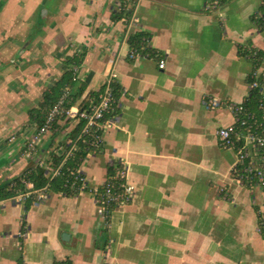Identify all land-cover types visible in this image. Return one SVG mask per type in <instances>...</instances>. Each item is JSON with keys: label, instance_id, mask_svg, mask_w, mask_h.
<instances>
[{"label": "crops", "instance_id": "crops-1", "mask_svg": "<svg viewBox=\"0 0 264 264\" xmlns=\"http://www.w3.org/2000/svg\"><path fill=\"white\" fill-rule=\"evenodd\" d=\"M121 1L0 0V111L23 107L37 86L42 97L65 71L48 68L41 76L26 69L36 60V39L29 38L35 30L45 29L40 42L49 51L75 44V55L83 54L76 76V87L86 84L83 98L111 78L123 89L101 151L81 166L87 188H101L114 162L134 188L107 229L90 193L50 192L26 213L18 200L0 201V264H264V190L233 178L235 152L216 135L235 123L225 104H242L250 93L253 65L240 48L264 54V0H228L218 8L208 0H138L129 22H112ZM136 32L149 34L163 70L157 60L129 58L127 41ZM204 99L222 106L206 108ZM2 116L0 186L24 171L23 147L36 133L32 122ZM76 124L56 139L57 154ZM48 147L42 138L38 157L49 160Z\"/></svg>", "mask_w": 264, "mask_h": 264}, {"label": "trees", "instance_id": "trees-1", "mask_svg": "<svg viewBox=\"0 0 264 264\" xmlns=\"http://www.w3.org/2000/svg\"><path fill=\"white\" fill-rule=\"evenodd\" d=\"M217 5L216 8L225 5L228 0H214ZM138 0H122L119 9L111 14L112 22H129L132 19L135 5ZM259 31H264V15L258 19ZM129 58L133 60L137 56L146 57L160 61L158 52L153 50L149 45V34L145 32H136L129 37ZM240 55L247 58L253 65L251 73L246 78V83L249 86L258 84V88L250 89L249 96L242 102L244 110L247 114V125L249 128L260 132V126L264 124V102L260 93L262 83L264 81L263 73L258 76V70L261 68L264 54L258 50L249 49L245 50L240 48ZM83 59V54L80 56L72 55L65 59L67 67L55 83L48 87L42 94L36 108L27 112V117L32 122L36 131L44 126H48V133L50 134L49 141V160L52 171L58 170L57 175H52L53 172L47 174V171L39 167L33 161H30L24 171L15 179L5 185L0 186V201L13 200L17 196L28 192L27 184H32V191L35 194L24 205L25 213L29 207L34 205L36 193L46 188L48 193L53 192L62 194L66 197H75L83 193H90L95 200H99L105 192V188H109L115 201H111L104 206L103 221L107 229L111 223L113 212L120 206L130 204L131 200H126L124 191L122 189L123 181L116 178V166L119 162L110 164L107 168V178L104 185L96 192L83 187L82 182L79 180L83 174L79 173V169L90 154H98L101 151V143L96 145L95 137L101 138L102 131H97V134L90 133L84 134L85 121H79L74 129L68 134V143H65L64 152L57 154L56 139L60 136L70 119L66 116V111L72 107H76L79 112L86 111L91 113L101 100L104 90L107 85L105 84L99 91L88 92L84 98L83 95L86 91V84L79 82L77 84V70L80 67ZM111 93L110 107L105 113L102 122L116 117L118 114V105L120 97L123 93L122 87L113 79L109 83ZM64 95H66L64 97ZM238 128V126H235ZM70 155L66 157V153ZM51 174V175H50ZM99 206V204L97 205ZM25 230V221L22 222L21 234ZM264 232L263 228H260ZM21 264V263H20ZM55 264H71L69 261L59 262Z\"/></svg>", "mask_w": 264, "mask_h": 264}, {"label": "built area", "instance_id": "built-area-1", "mask_svg": "<svg viewBox=\"0 0 264 264\" xmlns=\"http://www.w3.org/2000/svg\"><path fill=\"white\" fill-rule=\"evenodd\" d=\"M208 1L215 6L217 5L214 0ZM262 66L264 69V60ZM158 68L160 70H163L165 68V63L163 60L159 61ZM258 76L259 75L257 74L255 78L257 79ZM112 80L113 78L109 79L106 82L107 87L104 90L103 96L100 102L95 107H93L91 113H87L86 111L79 112L76 107H72L66 111V116L71 121H85L83 130L84 134H90L93 132L94 134H97V131L103 132L106 126L112 123L115 119L114 117L104 123L102 122L105 113L108 112L110 107L111 93L109 89V83ZM249 87L250 89L258 88V84L256 83ZM260 93L262 96V101L264 102V94L261 92V90ZM65 96L66 95H64V97ZM203 105L206 108L212 109L222 106L221 103L214 99H204ZM225 105L233 114L235 123L230 127L220 128L216 132V135L220 145L223 148L232 149L235 152L236 158L235 163L231 168V175L241 186H244L250 190H264V124L260 126V132H256V130L248 127L247 114L242 104L233 105L228 103ZM235 126H238V128ZM46 134H48L47 125L36 131V133L24 144L22 157L27 161H33L39 167L44 168L47 171V174L53 172L52 175H57L58 170L52 171V167L47 166L45 164V160L38 157L37 154V145L39 142H41L42 138ZM95 140L97 141L96 145L101 143V138L96 136ZM69 155L70 152H67L66 157H68ZM79 173L83 174L81 168L79 169ZM116 178H119L123 181L122 189L124 191L126 200H131L134 188L133 186L128 184L127 170L120 162L116 166ZM79 180L82 182L83 187L87 188L84 175H82V177L80 176ZM27 187L28 192L17 196L14 200H18L19 203L24 204L26 200L30 199L35 194V192L32 191V184H27ZM97 190H93V192H96ZM82 193L83 192H81L80 194ZM48 195L49 193L46 188L39 190L36 193L34 205L40 204L45 201ZM115 200L116 198L113 197L109 188H105L104 195L99 200L94 199L96 205L99 204V206L97 207L99 208V214L103 219V214L105 212L104 206Z\"/></svg>", "mask_w": 264, "mask_h": 264}, {"label": "rangeland", "instance_id": "rangeland-1", "mask_svg": "<svg viewBox=\"0 0 264 264\" xmlns=\"http://www.w3.org/2000/svg\"><path fill=\"white\" fill-rule=\"evenodd\" d=\"M40 15H42V12ZM57 31L58 30H56V32ZM56 32H52L53 33L52 37ZM12 33L13 32H11L10 35ZM46 34H47V32L45 31V29L42 30V32H41V30L40 31L35 30V32L33 33V36H29V38H32L33 40L36 39L35 50H37V51L33 57L36 60L34 62L32 60V57L31 58L29 57V59L32 60V63L28 62L25 65L26 69L29 72L34 71L35 69L41 71V73H42L41 76H43V73H45L48 68H51V70H53V72H55V73H58V74L62 73V71H64L65 68L67 67V63H65L64 60L66 59V57L74 55L76 52V47H77L74 44L72 47H68L66 50H59L58 48L53 47L52 50L49 51L48 45L46 44L45 46H42L43 41L40 42V40L47 38V37H44V36H46ZM24 35L26 36V35H28V33L26 34V32H24ZM8 72H10L12 74L14 73V71L12 72V70H9ZM15 74H13L12 76H15ZM29 77L31 78V75ZM40 95H41V92H40L39 87L37 86L36 89L32 90V93H30V95H29V97H28L29 102H27L23 107L22 106L21 107L18 106L17 108L14 107L11 111H0V115H3L2 116L3 119H6L8 121V123H11L12 121H19L21 124H23L24 122H26L27 124L28 123L31 124L29 122L28 118L26 119V113L28 110L33 109L34 106H37V104L40 100V97H41ZM22 108H24V110H22ZM23 114H25V116H24L23 120H21L20 117L23 116ZM43 139H44L45 143H49V141H50L49 140L50 138L48 137V135L44 136ZM49 163L50 162H48V159H45V164L47 166L51 167V165H49ZM98 216H99V218H102L101 215H98Z\"/></svg>", "mask_w": 264, "mask_h": 264}]
</instances>
